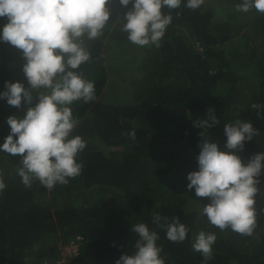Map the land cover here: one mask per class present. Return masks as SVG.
I'll return each mask as SVG.
<instances>
[{
	"label": "trees",
	"instance_id": "1",
	"mask_svg": "<svg viewBox=\"0 0 264 264\" xmlns=\"http://www.w3.org/2000/svg\"><path fill=\"white\" fill-rule=\"evenodd\" d=\"M236 2L204 0L192 10L182 0L171 10V23L157 48L127 41L119 20L127 9L110 0V21L101 38L87 42L92 59L80 66L95 82L96 99L72 106L80 121L73 134L87 141L77 156L81 174L51 190L38 181L25 187L16 171L18 157L0 152L6 184L0 193V264H43L40 251L54 257L57 243L76 236L85 246L67 264H114L122 253L133 251L134 223L156 228L150 222L154 211L175 215L189 228L181 243L168 241L156 228L165 264H200L192 242L201 230L217 236L209 264H264V215L258 216L251 236L221 231L201 215L207 198L185 187L186 174L197 168L201 140L192 121L204 119L209 107L220 121L209 130L211 142L223 149V125L248 120L259 133L238 154L247 160L264 152V13L237 11ZM255 36L256 42L249 44ZM105 45L119 52L136 47L128 56V69L138 68L142 74L129 84V102L112 96L104 101ZM22 64L14 46L0 43V90L4 81L27 86ZM253 103L260 105L259 117L250 108ZM24 110L0 100V143L9 132L6 118L22 117ZM132 130L135 140L128 136ZM260 180L257 209L264 207V168Z\"/></svg>",
	"mask_w": 264,
	"mask_h": 264
},
{
	"label": "clouds",
	"instance_id": "2",
	"mask_svg": "<svg viewBox=\"0 0 264 264\" xmlns=\"http://www.w3.org/2000/svg\"><path fill=\"white\" fill-rule=\"evenodd\" d=\"M181 2L117 0L121 8L127 9L119 19L121 31L136 46L159 48L172 20L171 10L179 8ZM109 3L110 0H0V19L4 20L0 24V43L6 42L19 51L27 84L4 81L0 90V100L17 109L25 107L22 117L6 118L9 132L0 143V152L18 157L16 171L25 187L38 181L51 190L56 185L68 184L83 170L77 156L87 141L73 134L80 121L73 115L72 106L96 99L95 82L85 77L80 66L92 59L87 42L101 38L110 21ZM203 3L204 0H184V6L192 10ZM235 9L264 13V0H237ZM250 108L256 109V116H260L259 104L253 103ZM219 123L211 107L204 119L192 121L201 140L197 168L186 174L185 187L196 197L207 198L201 215L212 226L251 236L257 228L258 216L264 215V207H256L264 152L254 153L247 160H242L238 153L259 132L248 120L225 123L226 139L221 149L208 139L209 130ZM128 136L135 140V130ZM5 188L0 175V193ZM150 217L151 224L163 230L168 241L185 240L189 228L175 215L164 216L154 211ZM156 228L145 222L134 223L133 251L122 253L114 264H165ZM216 239L212 231L201 230L195 235L192 248L200 253V264L212 260ZM81 243L84 244L82 238L76 236L62 245L75 247L74 257L85 246H80Z\"/></svg>",
	"mask_w": 264,
	"mask_h": 264
},
{
	"label": "rangeland",
	"instance_id": "3",
	"mask_svg": "<svg viewBox=\"0 0 264 264\" xmlns=\"http://www.w3.org/2000/svg\"><path fill=\"white\" fill-rule=\"evenodd\" d=\"M245 31V30H244ZM244 31H241V35L245 33ZM257 37H253V39L249 38V44H254L256 42ZM136 51V47L129 46L126 48L125 52H119L111 47L105 45L102 49V53L104 56V65L106 67V73H107V79L105 86L103 88L104 91V101H107L108 97L112 96V98L122 99L125 101L130 100L132 91L129 86L132 80L136 79L137 77L140 78L141 76V70L138 68H131L130 67V60L128 56H131ZM117 53L119 57L115 54ZM117 61H121L123 67L119 69V65ZM113 67V68H112ZM135 67V66H134ZM62 201L59 205L60 208H63ZM84 245L83 243L80 244V246ZM77 249L75 247H68L62 245L61 242L57 243L54 249L55 256H50L46 251H41L38 253V256H40L41 260L43 261V264H66L68 259L72 257L74 254H76Z\"/></svg>",
	"mask_w": 264,
	"mask_h": 264
}]
</instances>
